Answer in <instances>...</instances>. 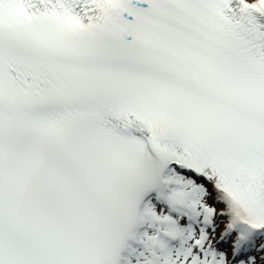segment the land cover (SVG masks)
<instances>
[{
  "label": "snow or ice",
  "instance_id": "1",
  "mask_svg": "<svg viewBox=\"0 0 264 264\" xmlns=\"http://www.w3.org/2000/svg\"><path fill=\"white\" fill-rule=\"evenodd\" d=\"M0 264H264V0H0Z\"/></svg>",
  "mask_w": 264,
  "mask_h": 264
}]
</instances>
